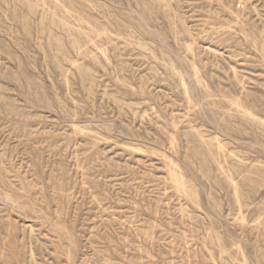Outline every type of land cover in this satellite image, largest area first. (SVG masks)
I'll list each match as a JSON object with an SVG mask.
<instances>
[{
    "label": "rangeland",
    "instance_id": "374dc122",
    "mask_svg": "<svg viewBox=\"0 0 264 264\" xmlns=\"http://www.w3.org/2000/svg\"><path fill=\"white\" fill-rule=\"evenodd\" d=\"M0 264H264V0H0Z\"/></svg>",
    "mask_w": 264,
    "mask_h": 264
}]
</instances>
